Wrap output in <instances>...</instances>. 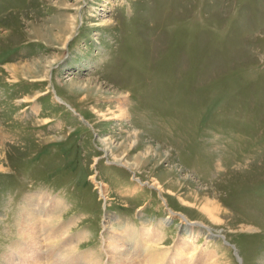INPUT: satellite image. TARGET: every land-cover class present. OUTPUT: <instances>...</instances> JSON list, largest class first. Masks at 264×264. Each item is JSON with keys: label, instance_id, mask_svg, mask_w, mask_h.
<instances>
[{"label": "rangeland", "instance_id": "1", "mask_svg": "<svg viewBox=\"0 0 264 264\" xmlns=\"http://www.w3.org/2000/svg\"><path fill=\"white\" fill-rule=\"evenodd\" d=\"M18 62L45 73L12 75ZM129 130L168 161L115 163L100 140L128 150ZM26 213L34 251L62 245L58 264H116L125 246L108 238L147 231L134 264L158 239L171 264L184 223L204 232L186 260L264 264V0H0V264L28 261Z\"/></svg>", "mask_w": 264, "mask_h": 264}, {"label": "bare ground", "instance_id": "2", "mask_svg": "<svg viewBox=\"0 0 264 264\" xmlns=\"http://www.w3.org/2000/svg\"><path fill=\"white\" fill-rule=\"evenodd\" d=\"M37 66H38L37 68H33L32 67L33 69H31L29 64H26V62H18L16 64L10 65V67H8V71L11 72L12 75H15V76L18 75V76L26 77V78H27V76L37 75V74H40V73H45L43 67H41L40 65H37ZM28 79L33 81V80H36L37 78H28ZM66 87L71 89L70 91H72V90H80L81 89L80 86L77 85V83H75V82L67 83ZM115 108L116 109H108L109 114H111V116L113 117L112 119H118V120H121L122 122H125V115H124V111L122 110V108L121 107H118V108L115 107ZM129 132L131 133V135L128 134L127 135V139H126V142L128 144V150H125V149L120 150L119 147L115 148L114 145H112V143H111L109 138H103V139L100 140V143L103 145V148L105 149L104 151L109 153V155H111L112 160L115 163H118L120 165H124L126 167L137 168L138 165H139V162H140V161H137V160H140V159H138V157H134L133 163H131L127 159L130 151H133V150H139V151L143 152V154H141L142 155V160L152 158L153 160H157L159 164H163V163H166L168 161V159L170 157L169 150H166L165 148H162L159 145L153 144L149 140H147L144 137H142L136 131H133V130L130 131L129 130L128 133ZM175 168L178 170L177 167H175ZM178 180L179 179H176L173 182V184L174 183L175 184L180 183V182H178ZM181 180H182V182L180 183V185L184 184L185 182H190L191 181V179L188 178V177H186L184 179H181ZM44 203L45 202H42L41 204L43 206L39 205V207L42 208V209H43V207H48ZM60 209H61L60 207H57L52 212L49 210V208L46 209V215L49 218L46 219L44 221L45 224L42 225L43 231L47 233V235L45 236V239H53L54 237H57L55 232L53 234L54 230H52V227L53 228L55 227L53 222H54V219L57 217V215H58L57 213H59L58 211ZM200 210L203 213H205L212 220L213 219L217 220V217L219 216V212H220V210L218 208H216L213 204H211V201L208 200V199H205V203L200 208ZM49 213H50V215H49ZM222 214H223V212H222ZM28 215H30V214L26 213L25 215H23V219H21V220H23L22 227H19L20 228V234L24 237V241L22 242V245H25L24 251L20 250V254H24V256L27 255L28 261L26 260V264H30V263L31 264H33V263L34 264H38V263L42 262V259L47 260L46 262H51V264H58L56 259H60V257H61V254L59 252H60V249H62V245L57 246V247H59L58 248L59 251L50 249L45 254L38 253V252H40L38 250L34 251V249L36 250L38 248V247H36L38 245V241H37L38 238H36V235H37L38 232H36V230L34 228L33 229H31V228L27 229L26 223H28V222H26V220L29 221V219H31V217H33V215H31V216H28ZM51 216H52V218H51ZM169 221H170V218H166V219H162L161 223L166 225L167 223H169ZM189 224H185L184 223L182 226L178 227L180 229V232L182 233V237L183 238L181 237L180 238V242L176 243V245L174 247V250H173V254L174 255L170 258L171 264H197V263H193L191 259L190 260H188V259L186 260L185 259V256H188L189 254L192 255V253H193V251H191V245L189 246L187 242H188V239L193 240V239L196 238V236H198L200 234H204V232L199 231L198 234L196 236H194L195 234H193V227H192V225H189ZM191 224H194V223H191ZM36 225L38 226V224H36ZM39 229H40V227L39 228L37 227V231ZM106 229L109 230L110 228H106ZM148 233H151V234H148ZM38 237H40V236H38ZM153 238H154L153 231H147L146 233L142 232L140 235L137 234L136 237L135 236H131L129 233H127L126 236L119 237L117 239L113 238L111 236L110 239L108 238V241L110 240L114 244H117V245L118 244H121V246L124 245L127 250L124 248V252L122 253L121 250L119 251V250H115L113 248V251L111 252L113 254L110 256V258L114 259V256L117 255L116 264H118V263L123 264V262L124 263L126 262L127 264H134V260L132 258V255L136 254V253H139L140 245H143V243L144 244L153 243L154 242L152 240ZM185 238H187V241L184 240ZM181 239H182V242H181ZM159 240L160 239H158L154 243L152 249H155V247H158V245L161 243V240L160 241ZM183 241H185V242L183 243ZM109 242L106 241L107 245L109 244ZM130 244L133 245V247H131ZM18 246H16V247L18 248ZM20 247L22 249V246H20ZM152 249H150V253L147 254L146 258L141 257V261H142L141 264H163L164 259H165L164 258L165 254L163 255L160 252H158L156 250H152ZM33 251L35 253H33ZM67 251H68V249H67ZM29 252L33 253V254L29 255ZM41 252H42V250H41ZM14 254L15 253L11 252V256H8L9 258L12 257L10 259L11 262L9 264H13L15 262L16 254H15V256H14ZM128 255L131 258H128ZM125 256L127 257L128 260L126 259ZM203 258H204V261L202 259V260H200V262L198 261V264H204L205 263L206 256L203 257ZM40 259H41V261H40ZM16 262H17V260H16ZM19 264H25V262L23 263L22 259H21ZM47 264H49V263H47Z\"/></svg>", "mask_w": 264, "mask_h": 264}]
</instances>
